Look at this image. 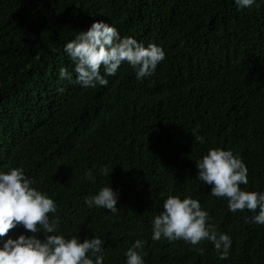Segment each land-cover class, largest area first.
<instances>
[{
	"label": "trees",
	"instance_id": "16d2710c",
	"mask_svg": "<svg viewBox=\"0 0 264 264\" xmlns=\"http://www.w3.org/2000/svg\"><path fill=\"white\" fill-rule=\"evenodd\" d=\"M96 21L163 47L156 73L137 80L124 62L107 86L81 87L64 48ZM213 148L243 159L242 190L264 192V0H0V171L23 167L57 203L66 237L105 241L104 264H126L136 240L145 264H264L259 209L233 213L197 178L195 161ZM110 186L116 213L87 206ZM177 195L199 200L231 237L226 259L208 240L152 239Z\"/></svg>",
	"mask_w": 264,
	"mask_h": 264
},
{
	"label": "clouds",
	"instance_id": "9594fccd",
	"mask_svg": "<svg viewBox=\"0 0 264 264\" xmlns=\"http://www.w3.org/2000/svg\"><path fill=\"white\" fill-rule=\"evenodd\" d=\"M256 2L234 0L238 9H250ZM64 51L74 63L76 82L83 88L107 86V77L115 76L124 62L135 70L137 80H143L153 76L166 58L163 47L145 46L132 36L122 38L114 25L104 21H96L86 31L78 32L66 43ZM59 77L71 80L72 74L62 67ZM197 139L205 142L204 136ZM195 163L199 170L197 178L212 186L211 195L226 198L228 209L233 213L259 209V214L251 219L255 224L264 225V192L241 189V185H248L249 170L239 155L230 149L213 148ZM104 174L109 175L106 168ZM86 175L92 179L91 171ZM32 184L23 167L0 171V264H104L105 241L99 237L83 241L80 236L66 237L60 230L61 218L56 215L57 203ZM118 200V192L110 186L86 198L85 203L89 208L95 206L116 213ZM211 220L199 200L168 196L163 211L152 221V239L183 240L192 246L208 240L221 253V259H226L233 241L229 235L219 233ZM18 226H23L25 233L16 238L8 235ZM143 246V241L136 240L128 248L126 264H145L137 251ZM195 250L204 252L199 247Z\"/></svg>",
	"mask_w": 264,
	"mask_h": 264
}]
</instances>
